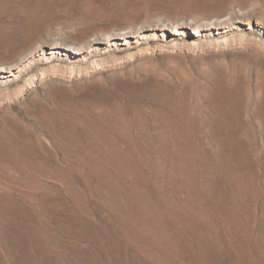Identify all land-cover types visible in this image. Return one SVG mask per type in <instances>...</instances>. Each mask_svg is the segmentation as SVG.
Wrapping results in <instances>:
<instances>
[{"label":"rangeland","instance_id":"obj_1","mask_svg":"<svg viewBox=\"0 0 264 264\" xmlns=\"http://www.w3.org/2000/svg\"><path fill=\"white\" fill-rule=\"evenodd\" d=\"M65 1L78 4L84 0ZM132 1L130 5L133 6L130 8L128 5L119 9L109 8V0H90L98 10L108 12L110 16L91 22L92 24H72L56 18L58 0H0V4L12 7L19 5L28 14L45 16L31 24H24L16 17L14 19L0 14V65L4 66V71L0 72V204H3L0 205V264H26L24 253L14 243L16 237L31 240L29 253L34 258V264H63L64 261V264H85L87 261L84 260L90 257L89 254L96 264H153L147 260L142 249L122 235V231L112 221L113 218L96 202L88 189L90 182L70 172L67 158L69 147L64 146L65 138L61 137V132L71 131L81 147H87L90 145L89 141L94 140V145L104 151L107 144L120 140H128L136 146L142 144V141L155 140L156 135L161 136L170 128L178 136L177 142L188 145L194 143V148L206 147L208 141L226 140L233 149L236 148L238 153L247 157L246 165L256 176L258 194L248 192L242 196H232V186H222L223 200L214 210L219 219L216 218V231L209 239L198 236L195 229L186 225L179 217L163 214L161 224L170 234L168 239L171 247L167 248L171 250L173 246L171 257L178 261L177 264H263L258 261V257L264 250V10L258 11L263 16H259L258 12L255 15L233 14V18L231 16L229 19V16L225 18L228 11L221 14L215 5L200 9L202 12L196 10L191 13L168 9L165 3L169 1L165 0L163 3V0ZM145 2L150 3L154 10L137 6ZM261 4V8H264V1ZM209 9H212L211 12ZM135 11L139 14H132ZM150 11L152 15L149 14V17L147 13ZM174 11L184 14L185 19ZM172 13L177 16L173 18ZM213 15L215 16L212 17ZM7 17L14 20H5ZM219 17L223 19L222 25L214 22ZM175 20L177 23H174ZM125 21L126 24L129 22L127 26ZM158 21L163 24H158ZM183 21L184 25L180 23ZM201 21H204L203 27L202 24L198 26ZM138 22H142V31L139 30L142 27ZM170 22H173L172 26ZM67 24L72 27L66 26ZM136 24L138 32H135ZM174 25L179 27L174 28ZM120 26L127 30L124 31ZM117 28L123 32L119 33ZM113 30L114 34H111ZM108 37L110 40H107ZM82 41H88L90 45L85 42L79 49ZM162 108L173 116L171 121L166 123L154 116L153 111ZM217 124L221 130L216 127ZM224 124L225 128L222 126ZM209 126L212 128L209 129ZM123 131L126 132L125 137ZM155 131H158L157 134ZM51 141L54 145H51ZM69 154L75 156L76 153L71 151ZM40 163L42 166L45 164V167H40ZM145 178L144 190L147 195L153 196L151 183ZM70 185L77 193H82L80 203L74 200ZM26 189H32L30 200L33 203L28 198L23 199ZM21 208L28 211L22 213ZM15 214L20 220L15 218ZM54 228L60 230H56V233ZM80 230L86 234H82V238L73 237V233ZM83 237H88V241ZM77 240L82 244L79 241L77 243ZM133 247L136 248L134 251ZM7 251H13V255H5ZM8 257L13 258L12 263ZM162 264H165L164 261Z\"/></svg>","mask_w":264,"mask_h":264},{"label":"bare ground","instance_id":"obj_2","mask_svg":"<svg viewBox=\"0 0 264 264\" xmlns=\"http://www.w3.org/2000/svg\"><path fill=\"white\" fill-rule=\"evenodd\" d=\"M7 1V0H6ZM131 0H109L108 7L109 8H119L122 9L126 6L130 8ZM134 1V0H133ZM132 1V3H133ZM161 1V0H160ZM169 1L168 3H165L166 7L168 9H175L181 12H191L200 10L202 8L206 9L211 7L212 5L217 6V8L220 10L221 14L226 11L227 16L230 17L233 14L238 15H249L257 13L258 11L263 12L264 8H261L264 0H182L181 2H177V0H165ZM44 2V1H43ZM52 2V1H51ZM135 2V1H134ZM155 2V1H154ZM164 0L162 1V3ZM9 3V2H8ZM139 3V2H138ZM10 4V3H9ZM54 4V3H53ZM52 4V5H53ZM137 4V3H136ZM153 4V3H152ZM261 4V5H260ZM11 5V4H10ZM13 5V4H12ZM33 6L32 4H30ZM57 5L58 11L56 13V18H60L61 20L71 22H89L90 24L94 23V21H98L101 19H105L110 16L108 12L98 10L96 6L92 5L90 0H84L81 3L75 4L70 1L65 0H58ZM141 8H144L146 10L153 9V6H150V3H142ZM136 6V7H137ZM207 6V7H206ZM214 6V7H215ZM206 7V8H205ZM264 7V6H263ZM35 8V7H34ZM213 8V7H212ZM138 9V7H137ZM215 9V8H214ZM263 9V10H262ZM118 10V9H117ZM131 10V9H129ZM133 10V9H132ZM139 10V9H138ZM143 10V9H142ZM141 10V11H142ZM154 10V9H153ZM152 10V12H153ZM159 10V9H158ZM210 12L212 9H209ZM122 11V10H121ZM128 11V10H127ZM155 8V12H156ZM207 11V10H206ZM31 12V10L29 11ZM163 12V11H162ZM166 12V11H165ZM175 12V11H174ZM202 12V10H200ZM219 12V13H220ZM142 13V12H141ZM151 13V11L148 14ZM157 13V12H156ZM161 13V12H160ZM168 13V12H167ZM176 13V12H175ZM172 13V16L173 14ZM205 13V11H204ZM208 13V12H207ZM214 13V12H213ZM260 12H258L259 14ZM0 14H3L5 16H8L10 18L16 17V19L22 21L24 24H31L33 21L39 20L41 17L44 18V14L41 16H36L34 13H26V11H22L21 8L18 6H9L6 4H0ZM134 15H138L139 13L137 11L132 12ZM130 14V15H132ZM154 14V13H153ZM178 14V13H176ZM220 14V15H221ZM257 14V15H258ZM264 14V12H263ZM129 15L130 19H133L132 21H135L134 17L132 18ZM152 15V14H150ZM166 15V14H165ZM182 15V18L184 14H178ZM193 15V14H192ZM206 15V14H205ZM251 15V16H254ZM256 15V16H257ZM4 16V17H5ZM177 16V15H175ZM173 16V18H175ZM190 16V15H189ZM188 16V17H189ZM213 15L212 17H214ZM255 16V17H256ZM259 16H263L259 14ZM7 19L5 20H9ZM118 17V16H117ZM126 17V16H125ZM138 17V16H136ZM144 17V15H143ZM145 17L146 14H145ZM150 17V16H149ZM153 17V16H152ZM169 17V16H168ZM167 17V18H168ZM180 17V16H179ZM187 17V18H188ZM211 17V18H212ZM221 17H223L221 15ZM245 17V16H244ZM243 17V18H244ZM122 18V17H121ZM148 18V17H147ZM166 18V20H167ZM210 18V19H211ZM224 18V19H225ZM233 18V16H232ZM236 18V17H235ZM241 18V17H240ZM247 18V17H246ZM245 18V19H246ZM258 18V17H257ZM15 19V18H14ZM14 19H10L9 21H13ZM112 19V18H111ZM125 19V18H124ZM128 19V18H127ZM151 19V18H150ZM178 19V18H177ZM185 19V18H184ZM190 19V18H189ZM249 19V18H247ZM119 20V19H118ZM129 20V19H128ZM152 20H154L152 18ZM150 20L149 22H152ZM179 20V19H178ZM187 20V19H186ZM214 22L221 23L223 19L220 17L218 19L215 18ZM242 20V19H241ZM240 20V21H241ZM244 20V19H243ZM8 21V22H9ZM122 21V20H121ZM119 20V22H121ZM142 21V19L140 20ZM147 20H144L145 24ZM156 21V20H155ZM160 21V20H159ZM162 23V22H159ZM170 21V20H169ZM167 21V23L169 22ZM172 21V20H171ZM181 21V19H180ZM205 21V20H204ZM204 21H201L202 24ZM210 21V20H208ZM212 21V20H211ZM225 21V20H224ZM234 21V19L232 20ZM231 21V23H232ZM248 21V20H247ZM261 20H259L260 22ZM92 22V23H91ZM123 22V21H122ZM121 22V23H122ZM136 22V21H135ZM134 22V23H135ZM148 22V23H149ZM166 22V21H165ZM177 23L175 20L174 23ZM194 22V21H192ZM229 22V20H227ZM258 22V21H257ZM264 22V21H263ZM6 23V22H5ZM4 23V24H5ZM67 23V22H66ZM65 23V24H66ZM126 24V21L124 22ZM129 22L127 21V24ZM142 23V22H141ZM139 24L142 28H139V30L143 29L142 24ZM184 25L183 23L180 22ZM191 23V22H190ZM196 24V22H194ZM193 23V24H194ZM205 23H208L205 21ZM212 23V22H211ZM224 23V22H223ZM247 23V22H246ZM250 23V22H248ZM261 23V22H260ZM8 24V23H7ZM53 24V23H51ZM50 24V25H51ZM73 24V23H72ZM71 24V25H72ZM76 24V23H74ZM120 24V23H119ZM126 24V26H127ZM163 24V23H162ZM171 24V22H170ZM173 24V22H172ZM171 24V26H172ZM209 26H211L210 23H208ZM207 24V25H208ZM216 24V23H215ZM227 24V23H225ZM224 24V25H225ZM230 24V23H229ZM49 25V26H50ZM69 25V26H68ZM79 25V24H78ZM80 25H83L80 24ZM88 25V24H87ZM116 25V24H115ZM148 25V24H146ZM166 25V24H165ZM169 25V24H168ZM167 25V26H168ZM182 25V26H183ZM205 25V24H204ZM222 25V23H221ZM264 25V24H263ZM3 28L5 27L2 25ZM61 26V25H60ZM62 26H65L64 24ZM66 26H70V24H67ZM91 26V25H90ZM164 26V25H162ZM196 26V25H195ZM197 26V27H198ZM203 27V24L201 25ZM206 26V25H205ZM213 26V25H212ZM217 26V25H216ZM219 26V25H218ZM226 26V25H225ZM17 27V26H16ZM59 27V26H58ZM89 27V26H88ZM121 27V26H120ZM137 30L135 32H138V25L135 26ZM165 27V26H164ZM170 27V26H168ZM178 26L174 25V28H178ZM208 27V26H207ZM215 27V26H213ZM1 28V27H0ZM63 28V27H62ZM124 31H126L123 27H121ZM128 28V27H127ZM199 28V27H198ZM201 28V27H200ZM7 29V26H6ZM88 29V28H87ZM113 29V27H112ZM131 29V28H130ZM129 29V30H130ZM166 29V28H165ZM205 29V28H202ZM208 29V28H207ZM211 29V28H210ZM17 30V29H16ZM101 30V29H100ZM108 30V29H107ZM111 30V28H110ZM116 30H119L118 28ZM115 30V31H116ZM120 31L119 33L123 32ZM133 30V28H132ZM131 30V31H132ZM175 30V29H174ZM177 30V29H176ZM5 31V30H4ZM94 31V30H93ZM142 31V30H141ZM3 32V31H2ZM13 32V31H12ZM11 32V33H12ZM29 32V31H28ZM86 32V31H85ZM88 32V30H87ZM101 32V31H100ZM105 32V31H102ZM107 32V31H106ZM110 32V31H109ZM107 32V33H109ZM128 32V31H127ZM211 32V31H210ZM6 33H10L9 31H6ZM18 33V32H17ZM98 33V32H95ZM129 33V32H128ZM140 33V31H139ZM138 33V34H139ZM176 33V32H175ZM82 34V33H81ZM114 34V30L113 33ZM116 34V33H115ZM126 34V32H125ZM133 34V33H132ZM137 34V33H136ZM10 35V34H9ZM103 35V33H102ZM101 35V36H102ZM106 35V34H105ZM124 35V33H123ZM129 35V34H128ZM135 35V33H134ZM6 36H8L6 34ZM92 36V35H91ZM100 36V35H99ZM98 36V37H99ZM110 36V35H109ZM112 36V35H111ZM117 35H115L116 37ZM132 37V35H130ZM11 37V36H10ZM104 37V36H103ZM114 37V36H113ZM106 38V37H105ZM117 38V37H116ZM121 38V37H120ZM127 38V37H126ZM101 39V38H100ZM109 37L107 38V40ZM110 40V39H109ZM113 40V39H112ZM14 41V40H13ZM92 41V40H91ZM74 42V41H73ZM83 42V41H82ZM86 42V41H85ZM83 42L81 46L85 43ZM81 43V42H80ZM90 43L87 41L86 44ZM73 44V43H72ZM75 44V42H74ZM85 44V45H86ZM77 45V46H79ZM6 47V45H4ZM74 46V45H72ZM4 65V64H3ZM13 66V65H12ZM7 67V65H6ZM14 67V66H13ZM15 68V67H14ZM4 66L0 65V72L4 71ZM219 72V71H218ZM54 78V77H53ZM183 78V77H182ZM206 89V88H205ZM204 89V90H205ZM250 90V89H249ZM209 91V89H208ZM212 91V90H211ZM233 91V90H232ZM252 92V91H251ZM207 93V92H206ZM223 93V92H222ZM189 95V94H188ZM191 95V94H190ZM195 95V94H194ZM219 95V94H218ZM217 95V97H218ZM223 96V95H222ZM154 98V97H153ZM156 98V97H155ZM197 99V98H196ZM222 99V98H220ZM207 100V99H206ZM205 100V101H206ZM214 100V99H213ZM195 101V100H194ZM200 101V99H199ZM207 102V101H206ZM190 103V102H189ZM195 103V102H194ZM255 104V103H254ZM253 104V105H254ZM191 105V104H190ZM234 105V104H233ZM167 106V105H166ZM218 106V105H217ZM103 107V106H102ZM159 107V106H158ZM186 107V106H185ZM198 107V106H197ZM195 107V108H197ZM255 107V105H254ZM88 108V107H87ZM104 108V107H103ZM168 108V107H167ZM201 108V107H200ZM206 108V107H205ZM228 108V107H227ZM101 109V108H100ZM155 109V108H154ZM153 109V110H154ZM185 109V108H184ZM59 110H63L60 109ZM99 110V109H98ZM189 110V109H188ZM207 110V108L205 109ZM204 110V111H205ZM228 110V109H227ZM100 111V110H99ZM120 111V110H119ZM197 112V110H194ZM199 111V110H198ZM49 112V111H48ZM53 112V111H51ZM60 112V111H59ZM124 112V111H123ZM193 112V111H192ZM206 112V111H205ZM232 112V111H231ZM242 112V111H241ZM54 113V112H53ZM82 113V112H81ZM177 113V112H176ZM199 113V112H198ZM208 113V112H206ZM222 113V111H221ZM254 113V112H253ZM43 114V113H41ZM63 114V113H62ZM92 114V113H91ZM124 114V113H123ZM129 114V113H128ZM141 114V113H140ZM154 116H158L160 120H164L166 123L167 121H171L173 116L169 115L166 110L163 108L160 110L153 111ZM188 114V113H187ZM193 116V113H191ZM39 115V114H38ZM201 116V114H199ZM211 115V114H210ZM217 115V113H216ZM230 115V114H229ZM257 115V114H256ZM56 116V115H55ZM76 116V115H75ZM82 116V115H81ZM132 116V115H131ZM188 116V115H187ZM191 116V115H190ZM198 116V115H196ZM199 116V117H200ZM204 116V115H203ZM35 117V116H34ZM41 117V116H40ZM48 117V116H47ZM63 117V116H62ZM91 117V116H90ZM177 117V116H176ZM179 117V116H178ZM196 117V118H199ZM217 117V116H216ZM259 117V116H258ZM39 118V117H38ZM42 118V117H41ZM40 118V119H41ZM46 118V116H45ZM152 118V117H151ZM156 118V117H155ZM191 119V117H189ZM188 118V119H189ZM194 118V117H193ZM204 118V117H203ZM35 119V118H34ZM44 119V118H43ZM195 119V118H194ZM205 119V118H204ZM207 119V118H206ZM222 119V118H221ZM247 119V118H246ZM264 119V118H262ZM37 120V119H36ZM199 121L200 120L198 119ZM208 120V119H207ZM220 120V119H219ZM44 121V120H43ZM141 121V120H140ZM139 121V122H140ZM196 121V120H195ZM215 121V120H214ZM221 121V120H220ZM37 122V121H36ZM35 122V123H36ZM39 122V121H38ZM71 122V121H70ZM75 122V121H74ZM258 122V121H257ZM148 123V122H147ZM152 123V122H151ZM158 123V122H157ZM164 123V122H163ZM186 123V122H185ZM200 123V122H199ZM37 124V123H36ZM73 124V123H72ZM79 124V123H77ZM139 124V123H138ZM190 124V123H189ZM188 124V125H189ZM192 124V123H191ZM202 124V123H201ZM199 124V125H201ZM208 124V123H207ZM144 125V124H143ZM157 125V124H156ZM155 125V126H156ZM164 125V124H163ZM184 125V124H183ZM127 126V125H126ZM139 126V125H138ZM225 128V124L222 125ZM145 127V126H144ZM149 127V126H148ZM163 127V126H162ZM218 129L221 130V127L216 125ZM264 127V126H263ZM139 128V127H138ZM197 128V127H196ZM200 128V127H199ZM212 127L209 126V129ZM228 128V125H227ZM82 129V128H81ZM125 129V128H124ZM129 129V127H128ZM160 129V127H159ZM181 129V128H180ZM258 129V128H257ZM264 129V128H263ZM69 130V129H68ZM73 131V128L71 129ZM118 130V129H117ZM123 130V129H122ZM142 130V128H141ZM147 130V129H146ZM145 130V132H146ZM193 130V129H192ZM200 130V129H198ZM259 130V129H258ZM262 130V129H261ZM260 130V131H261ZM43 131V130H42ZM102 131V130H101ZM131 131V130H130ZM129 131V132H130ZM148 131V130H147ZM201 131V130H200ZM203 131V130H202ZM49 132V131H48ZM81 132V131H80ZM124 132V131H123ZM128 132V133H129ZM144 132V131H143ZM156 134L158 131H155ZM161 132V130L159 131ZM183 132V131H182ZM181 132V133H182ZM186 132V131H185ZM190 132V131H189ZM262 132V131H261ZM61 137H64L65 144L64 146L69 147L68 151V160L70 162V172L73 174H76L80 176L81 178L87 180L90 182V187H86V190H90L91 195L94 197L96 202L113 218L112 221L116 223V226H118V229L122 231V235L126 236V239L128 238L131 243H133L136 247H139L145 252V256L149 262H152L153 264H162V261H164L165 264H177L178 261L173 256L172 248L171 250L167 248L168 246L171 247V243L169 242V232L166 230V228L163 227L161 224V216L163 214H167L170 216H177L179 217L186 225L190 226L191 228L195 229L198 236L201 238L209 239L210 237H213V233L216 231V221L219 219L218 214L216 213L215 207L221 202L222 199V186H225L226 184L228 187L232 186L231 194L232 196L237 195H245L246 193L250 192L254 195L257 194V184H256V176L253 173L252 170L248 168L246 163H248L247 157L242 155L241 153H238L236 148H232L226 140H215L209 143L208 146L203 147L201 149L194 148L193 145L188 144H180L176 141V138L178 137L175 135L170 128L169 131L166 129L165 133H162L160 138L153 140L149 139L146 142L142 141V144L134 145L128 140L118 141L114 144H107L105 146V150L103 151L101 148L94 145V140H90L87 147H81L82 145L77 141V139L72 136L71 131H67L66 133L61 132ZM84 133V132H83ZM82 133V134H83ZM124 132V137H125ZM149 133V132H148ZM207 133H210L207 131ZM206 134V136H209V134ZM220 133V132H219ZM246 133V132H244ZM44 134V133H43ZM90 134V133H89ZM147 134V133H146ZM59 135V134H58ZM145 135V134H144ZM202 135V134H199ZM198 135V136H199ZM245 135V134H244ZM1 136V135H0ZM132 136V135H131ZM155 136V135H154ZM12 138V136H10ZM41 137V136H40ZM48 137V135L46 136ZM61 137L59 139H61ZM122 137V135H121ZM153 137V136H152ZM185 137V135H184ZM191 137V136H190ZM220 137V136H219ZM37 138V137H36ZM42 138V137H41ZM40 138V139H41ZM54 138V137H52ZM187 138V137H186ZM214 138V137H213ZM261 138V137H260ZM98 139V138H96ZM102 139V138H101ZM118 139V138H117ZM127 139V138H126ZM182 139V138H181ZM184 139V138H183ZM188 139V138H187ZM228 139V136H227ZM251 139V138H250ZM20 140V139H19ZM18 140V141H19ZM37 140V139H36ZM44 140V139H43ZM190 140V139H189ZM194 140V139H192ZM12 141V140H10ZM94 141V142H92ZM181 141V140H180ZM191 141V140H190ZM195 141V140H194ZM193 141V142H194ZM236 141V140H235ZM259 141V140H258ZM32 142V141H31ZM61 142V141H60ZM59 142V143H60ZM144 142V143H143ZM188 142V140H187ZM262 142V140H261ZM3 143V142H2ZM6 143V142H5ZM17 143V141H16ZM21 143V142H20ZM29 143V142H26ZM52 143V141H51ZM50 143V144H51ZM57 143V142H56ZM62 143V142H61ZM137 143V142H136ZM190 143V142H189ZM205 143V142H204ZM47 144V143H46ZM99 144V143H98ZM206 144V143H205ZM236 144V143H235ZM256 144V143H255ZM260 144V142H259ZM11 145V144H10ZM51 145H54L52 143ZM58 145V144H57ZM202 145V144H200ZM263 145V144H262ZM236 146V145H235ZM13 147V146H12ZM11 147V148H12ZM54 147V146H53ZM59 147V146H58ZM253 147V146H252ZM262 147V146H261ZM49 148V147H48ZM60 148V147H59ZM248 148V147H247ZM55 149V148H53ZM52 149V150H53ZM11 150V149H10ZM13 150V148H12ZM58 150V149H57ZM61 151V150H60ZM71 151H74L76 154L75 156H71ZM51 152V151H50ZM62 153V152H61ZM245 153V152H244ZM259 153V152H258ZM16 154V153H15ZM246 154V153H245ZM1 155V154H0ZM17 155V154H16ZM50 156V155H49ZM259 157V156H258ZM63 158V155H62ZM61 158V159H62ZM262 159V158H261ZM66 161V160H65ZM46 162V161H45ZM262 162V161H261ZM64 163V162H63ZM43 164V163H42ZM39 165V164H38ZM45 165V164H44ZM42 166L40 163V167ZM47 165V164H46ZM49 165V164H48ZM61 165V163H60ZM64 164H62L63 166ZM36 166V165H35ZM7 167V166H6ZM20 167V166H19ZM39 167V166H38ZM10 168V167H8ZM67 168V167H66ZM19 169V168H18ZM38 169V168H37ZM42 171V170H40ZM6 172V170H5ZM12 172V171H11ZM66 172V171H65ZM16 173V172H15ZM50 173V172H49ZM65 174V173H63ZM27 175V174H25ZM67 175V174H66ZM2 176V175H1ZM31 176V175H30ZM29 176V177H30ZM64 176V175H63ZM147 177L151 183L152 189H153V196L147 195L146 191L144 190V179ZM2 178V177H1ZM27 178V177H26ZM32 178V177H30ZM52 179V177H49ZM65 178V176H64ZM146 179V178H145ZM146 179V180H148ZM26 180V179H25ZM33 181V180H32ZM1 182V181H0ZM9 182V181H8ZM86 182V181H85ZM38 184V183H37ZM147 184V183H146ZM62 185V184H61ZM15 188V187H14ZM62 188V187H61ZM88 188V189H87ZM1 189V188H0ZM13 189V188H12ZM69 189L72 191V194L74 195V200L76 202L80 203V195L77 193L74 188L70 185ZM151 189V190H152ZM36 190V188H35ZM35 190H33L35 192ZM41 190V189H40ZM63 190V189H62ZM149 190V191H151ZM8 191V190H7ZM10 191V190H9ZM15 191V190H14ZM32 191V189H31ZM30 190L25 191L24 198L28 200H32V192ZM11 192V191H10ZM57 192V191H56ZM81 192V191H80ZM64 193V191H63ZM84 193V192H83ZM50 194V193H49ZM57 194V193H56ZM226 194V193H225ZM8 195V194H7ZM11 195V194H9ZM52 195V194H50ZM49 195V197H50ZM63 195V194H62ZM19 196V195H17ZM21 196V195H20ZM19 196V197H20ZM85 196V195H84ZM230 196V195H229ZM35 197V196H34ZM55 197H58L57 195ZM54 197V198H55ZM90 197V196H89ZM231 197V196H230ZM244 197V196H243ZM260 197V196H259ZM263 197V196H262ZM53 198V197H52ZM60 198V197H59ZM82 198V197H81ZM240 198V197H239ZM21 199V198H19ZM49 199V198H47ZM51 199V198H50ZM72 199V198H71ZM86 199V198H85ZM245 199V198H244ZM248 199V198H246ZM22 200V199H21ZM30 200V201H31ZM38 200V199H37ZM65 200V199H64ZM15 201V200H14ZM13 201V202H14ZM23 201V200H22ZM48 201V200H47ZM55 201V200H54ZM58 201V200H57ZM72 201V200H71ZM70 201V202H71ZM29 202V201H28ZM32 202V201H31ZM50 202V200H49ZM48 202V203H49ZM59 202V201H58ZM57 202V204H58ZM62 202V201H61ZM74 202V201H73ZM72 202V203H73ZM87 202V201H86ZM85 202V203H86ZM248 202V201H247ZM33 203V202H32ZM30 203V204H32ZM43 203V202H40ZM56 203V202H55ZM35 204V203H34ZM33 204V205H34ZM38 204V203H37ZM53 203H51L52 205ZM62 204V203H61ZM236 204V202H235ZM250 204V203H248ZM1 206L3 204H0ZM23 205V203H22ZM41 205V204H39ZM73 205V204H72ZM87 204H84V206ZM247 205V204H246ZM44 206V203L43 205ZM59 206V205H58ZM74 206V205H73ZM26 207V206H25ZM48 207V206H47ZM64 207V206H63ZM87 207V206H85ZM229 207V205H228ZM17 208V206H16ZM34 208V207H33ZM59 208V207H58ZM5 209V208H4ZM22 209V208H21ZM46 209V208H44ZM61 209V208H60ZM258 209V208H257ZM18 210V209H16ZM27 210V209H26ZM26 210L22 209L26 212ZM71 209H67V211ZM81 210V209H80ZM79 210V211H80ZM28 211V210H27ZM34 211V210H33ZM49 211V210H48ZM59 211V210H58ZM57 211V212H58ZM61 211V210H60ZM75 211V210H72ZM78 211V212H79ZM84 211V210H83ZM237 211V210H236ZM247 211V210H246ZM256 211V210H255ZM254 211V212H255ZM6 212V211H5ZM40 211H38L39 213ZM82 212V211H81ZM105 212V213H106ZM240 212V211H239ZM28 213V212H27ZM53 213V212H52ZM62 213V212H61ZM65 213V212H64ZM75 213V212H74ZM216 213V214H215ZM8 214V213H7ZM20 214V213H19ZM29 214V213H28ZM27 214V215H28ZM43 214V213H42ZM57 214V213H56ZM60 214V213H59ZM85 214V213H84ZM88 214V213H87ZM86 214V215H87ZM250 214V213H249ZM2 215V214H1ZM58 215V214H57ZM70 215V214H69ZM86 215H84L86 217ZM23 216V214H22ZM42 216V215H41ZM45 216V215H44ZM79 216V213H78ZM246 216V215H245ZM4 217V215H3ZM10 217V216H9ZM15 214V218H16ZM43 217V216H42ZM41 219L43 220V218ZM164 217V216H163ZM176 217V218H177ZM12 218V217H11ZM18 218V217H17ZM29 218V216H28ZM31 218V217H30ZM64 218V217H63ZM62 218V219H63ZM91 218V217H90ZM217 218V220H216ZM14 219V218H13ZM19 219V218H18ZM25 219V218H23ZM27 219V218H26ZM56 219V218H55ZM67 219V217L65 218ZM77 219V218H76ZM172 219V218H171ZM17 220V219H16ZM20 220V219H19ZM18 220V221H19ZM30 220V219H29ZM34 220V219H33ZM82 220V218H81ZM87 220V219H86ZM175 220V219H174ZM178 220V218H177ZM22 221V220H21ZM51 221V220H50ZM66 220H64L63 223H65ZM92 221V219L90 220ZM176 221V220H175ZM27 222V221H26ZM53 222V221H52ZM79 222V221H78ZM88 222V221H86ZM95 222V221H94ZM92 222V224L94 223ZM3 223V222H2ZM46 223V222H43ZM113 223V222H112ZM249 223V222H248ZM48 224V223H47ZM51 224V223H50ZM89 224V223H88ZM91 224V223H90ZM91 224V226H92ZM176 224V223H175ZM2 225V224H1ZM17 225V224H16ZM29 225V224H28ZM36 225V224H35ZM63 225V224H62ZM66 225V224H65ZM69 225V224H68ZM50 226V225H48ZM71 226V225H70ZM77 227L76 225H73ZM82 226H84L82 224ZM87 227V225H85ZM84 226V227H85ZM115 226V227H116ZM35 227V226H34ZM37 227V226H36ZM41 227V226H40ZM66 227V226H65ZM83 227V228H84ZM98 227V226H97ZM27 228V226H26ZM30 228V226H29ZM28 228V229H29ZM58 228V227H57ZM69 228V227H67ZM66 228V230H67ZM71 228V227H70ZM69 228V229H70ZM117 228V227H116ZM178 228H180L178 226ZM3 231L4 228H2ZM44 229V228H43ZM48 229V228H47ZM55 229V228H54ZM53 229V230H54ZM63 229V228H62ZM61 229V231H62ZM69 229L67 231H69ZM73 229V228H71ZM89 229V228H88ZM60 230V229H55ZM96 230V229H95ZM246 230V229H245ZM72 230H70L71 232ZM86 231V229L84 230ZM91 231V229L89 230ZM93 231V230H92ZM120 231V232H121ZM44 232V231H43ZM52 232V231H51ZM68 232V234L70 233ZM74 232V231H73ZM116 232V231H115ZM223 232V231H222ZM2 233V232H0ZM5 233V232H4ZM7 233V232H6ZM32 233V231H31ZM47 233V232H46ZM55 233V232H54ZM57 233V231H56ZM66 233V232H65ZM87 233L90 235V233L87 231ZM100 233V232H99ZM51 234V233H50ZM48 233V235H50ZM61 234L65 235L64 232ZM73 237H81L83 234L80 231L74 232ZM86 234V233H85ZM83 234V235H85ZM97 234V233H95ZM2 235V234H1ZM8 235V233L6 234ZM33 235V233H32ZM36 235V234H34ZM58 235V234H56ZM93 235V234H91ZM100 235V234H99ZM102 235V234H101ZM104 235V234H103ZM219 235V234H218ZM13 236V235H12ZM11 236V237H12ZM72 236V235H71ZM70 236V237H71ZM96 236V235H95ZM222 236V235H221ZM2 237V236H1ZM15 237V236H14ZM50 237V236H49ZM48 237V238H49ZM61 237V236H60ZM64 237V236H62ZM69 237V235H68ZM72 237V238H73ZM92 237V236H91ZM82 238V237H81ZM84 238V237H83ZM88 237L84 238L87 239ZM121 238V237H120ZM188 238V237H187ZM1 239V238H0ZM11 239V238H10ZM33 239V238H32ZM42 239V237H41ZM46 239V238H45ZM51 239H53L51 235ZM50 239V241H52ZM79 239V238H78ZM83 239V240H84ZM94 239V238H93ZM92 239V240H93ZM241 239V238H240ZM12 240V239H11ZM81 240V239H80ZM2 241V239L0 240ZM41 241V240H40ZM79 240H77L78 243ZM88 241V239H87ZM85 240V242H87ZM125 241V240H124ZM38 242V239H35V243ZM43 242V241H42ZM53 242V241H52ZM69 242V241H68ZM75 242V241H74ZM80 242V241H79ZM128 242V241H125ZM191 242V241H190ZM14 243L17 245L18 248L21 249V251L24 253V259L26 264H34V258L29 253V249L32 246V242L28 238L20 239L18 237L14 238ZM40 243V242H39ZM71 243V242H70ZM81 243V242H80ZM104 243V242H103ZM175 243V242H174ZM41 244V243H40ZM82 244V243H81ZM85 244V243H84ZM89 244V243H88ZM86 244V245H88ZM130 244V243H129ZM254 244V243H253ZM1 245V243H0ZM78 245V244H77ZM167 245V246H166ZM174 245V244H173ZM218 245V244H217ZM2 246H4L2 242ZM37 246V245H35ZM40 246V245H39ZM44 246V243H43ZM60 246V245H59ZM79 246V245H78ZM90 246V245H89ZM246 247L248 245H245ZM41 247V246H40ZM45 247V246H44ZM49 247V246H48ZM85 247V245H84ZM83 247V249H85ZM131 247V246H130ZM75 248V247H74ZM91 248V246H90ZM1 249V248H0ZM5 249V247H4ZM40 250V248L38 247ZM133 247V251H134ZM138 249V250H140ZM215 249V248H214ZM248 249V248H247ZM16 250V249H15ZM60 250V249H59ZM74 249V251H76ZM79 250V249H78ZM87 250V249H86ZM85 250V251H86ZM137 250V251H138ZM2 251V249L0 250ZM6 251V250H5ZM4 251V252H5ZM63 251V250H62ZM83 251V250H82ZM255 251V250H254ZM8 252V251H7ZM13 252V251H12ZM10 252V253H12ZM16 252V251H15ZM40 252V251H39ZM38 252V253H39ZM81 252V250H80ZM95 252V251H94ZM103 252V251H102ZM140 252V251H139ZM5 253V255L10 254ZM43 251L41 252V254ZM58 253V252H57ZM66 253V252H65ZM84 253V252H83ZM82 253V254H83ZM137 253V252H136ZM60 254V253H59ZM79 255V251L77 253ZM140 254V253H138ZM143 254V253H142ZM141 254V256H142ZM1 255V254H0ZM13 255V253L11 254ZM43 255V254H42ZM41 255V256H42ZM51 255V254H50ZM55 255V254H54ZM38 256V255H37ZM81 256V255H80ZM89 258H87L84 261H87L85 264H96L93 258H91V255L89 254ZM144 256V255H143ZM7 257V256H5ZM54 257V256H53ZM57 257V256H56ZM59 257V256H58ZM57 257V258H58ZM69 257V256H68ZM10 258V257H8ZM7 258V259H8ZM12 258V257H11ZM10 258V262L12 263L13 258ZM62 258V256H61ZM60 258V259H61ZM64 258V257H63ZM82 258V257H81ZM247 258V257H246ZM40 259V258H39ZM65 259V258H64ZM63 259V260H64ZM74 259V258H73ZM78 259V258H77ZM4 260V259H3ZM6 260V259H5ZM57 260V259H56ZM68 260V259H67ZM76 260V259H75ZM74 260V261H75ZM39 261V260H38ZM258 261L260 263L264 264V250L259 254ZM2 262V261H1ZM61 262V261H60ZM69 262V261H67ZM254 262V260H253ZM5 263V262H4ZM43 264L42 262H40ZM39 263V264H40ZM65 263V261H64ZM63 263V264H64ZM77 263V262H76ZM147 263V262H146ZM3 264V263H2ZM5 264H8L5 263ZM21 264V263H20ZM109 264V263H108ZM254 264H259L258 262H254Z\"/></svg>","mask_w":264,"mask_h":264}]
</instances>
